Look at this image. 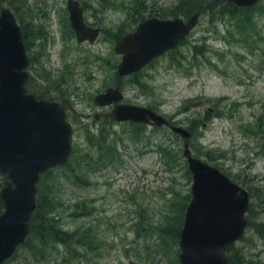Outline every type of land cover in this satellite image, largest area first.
I'll use <instances>...</instances> for the list:
<instances>
[{
	"label": "rangeland",
	"instance_id": "374dc122",
	"mask_svg": "<svg viewBox=\"0 0 264 264\" xmlns=\"http://www.w3.org/2000/svg\"><path fill=\"white\" fill-rule=\"evenodd\" d=\"M9 1H0V9L8 5L17 17ZM179 1L80 0L85 20L101 27L95 41L80 42L68 0H14L24 19L18 22L29 24L24 40L31 91L48 89L46 97L57 98L54 82L62 79L78 110L70 113L71 163L50 175L63 203L61 222L70 230L92 227L98 240L95 249L80 246L78 255L56 243L38 262L20 248L3 264H181V229L193 184L185 138L170 126L96 118L110 107L97 105L94 96L117 84L126 102L152 107L189 128L193 152L250 190L251 224L234 245L239 264H264V0L234 13L214 0L176 47L137 73L119 75L120 28L125 34L156 13L188 17L169 14ZM99 129L118 144L116 156L85 166L88 152L97 153ZM82 200L89 214L76 206Z\"/></svg>",
	"mask_w": 264,
	"mask_h": 264
},
{
	"label": "water",
	"instance_id": "95a60500",
	"mask_svg": "<svg viewBox=\"0 0 264 264\" xmlns=\"http://www.w3.org/2000/svg\"><path fill=\"white\" fill-rule=\"evenodd\" d=\"M250 6L261 0H228ZM70 20L78 41H95L100 26L85 20L80 0H68ZM201 10L189 17L151 16L121 36L115 48L122 54L118 74L128 75L155 57L174 48L197 25ZM31 59L20 23L8 5L0 9V171L5 175L0 195L5 208L0 214V264L10 258L28 238L37 208L42 173L62 165L73 152L74 123L70 102L37 97L29 91ZM120 84L94 96L99 106L114 104L106 115L153 126L169 119L146 105L125 102ZM99 117V114H97ZM171 127L184 138V155L192 172V197L181 229V264H235L227 250L246 232L251 206L250 190L232 179L219 166L196 155L189 142L192 131Z\"/></svg>",
	"mask_w": 264,
	"mask_h": 264
},
{
	"label": "trees",
	"instance_id": "16d2710c",
	"mask_svg": "<svg viewBox=\"0 0 264 264\" xmlns=\"http://www.w3.org/2000/svg\"><path fill=\"white\" fill-rule=\"evenodd\" d=\"M220 1L226 4L225 6L229 8L230 13H234L235 10L239 8L248 9V8H244L247 6H236L231 1L228 0H220ZM9 2L18 12L19 16L17 14V18L23 21L24 19L20 14V10L18 9V4L14 2V0H11ZM213 2L214 0H180L178 4L173 6L171 13L169 14L177 15L181 13L189 16L196 11H200V10L202 12L205 10L207 11V9L212 6ZM156 15L158 16L159 14L156 13ZM246 19H249V15L246 16ZM21 25L23 27L22 28L23 34H25V38H27L26 35L28 33V30H26L27 28L26 26L29 24L22 23ZM123 34H124L123 29L120 28V30L116 33V36L119 38ZM63 83L64 82L62 81V79H59L57 82H54V85L57 87V91H58L57 97L62 101L71 102L70 96L65 95V92L62 89L61 85ZM46 91H48V89L45 90L44 92ZM44 92L39 93V95L41 97H46V93ZM36 95L38 96V93ZM98 134L100 136L101 142L99 146L97 143V148H98L97 153L88 152L85 166L91 165L95 160L99 162L98 159H102V160H106L110 158L113 159L116 156L118 150L117 147L118 144L111 143L108 139H106V137H108V134L105 132V130L99 129ZM99 136L96 138V140L99 138ZM91 139L94 138L91 136L90 140ZM68 163L71 162L68 161L65 164L67 165ZM65 164L50 168L46 172L42 173L38 183V193L36 198L37 208L31 222V231L26 241L18 247V249L24 247L27 248V251L30 252L31 259H34L37 262L43 260L44 258L47 257L48 254L52 253V251L55 249L56 243L66 245L67 247H69L70 251L74 255H78L80 254V252H82L79 249L80 246H83L85 248L91 246L93 249H95L96 246L95 243L98 240L97 238H95L94 232L92 231V227H86L83 230H80L79 228L70 230L66 228L64 224L61 222L62 221L61 211L59 210V206L61 207L63 203L58 199L56 183L52 181L50 175H52L54 171L57 170L58 167H63ZM2 178H4V176L0 171V187L2 184L1 182ZM87 182L88 181H85V183ZM75 204L76 206H80V208H82L83 213L85 214L90 213L87 210L89 208V204L87 200H82L81 202H75ZM4 208L5 205L0 195V214L3 212ZM247 217L248 219L250 218L248 216V213H247ZM249 224H251V219H249ZM228 255L232 262H234L235 264L240 263V259L237 258V256L239 255H237V251L235 250L234 244L229 247ZM27 257H29L28 254L26 255V258Z\"/></svg>",
	"mask_w": 264,
	"mask_h": 264
},
{
	"label": "flooded vegetation",
	"instance_id": "af4514ba",
	"mask_svg": "<svg viewBox=\"0 0 264 264\" xmlns=\"http://www.w3.org/2000/svg\"><path fill=\"white\" fill-rule=\"evenodd\" d=\"M250 7V6H249ZM144 19H146V18H144ZM143 19V20H144ZM142 21V20H141ZM90 24V23H89ZM169 51V50H168ZM122 55V54H121ZM155 59V58H154ZM153 59V60H154ZM151 62V61H150ZM149 62V63H150ZM149 63H147V64H149ZM146 64V65H147ZM145 65V66H146ZM144 66V67H145ZM143 67V68H144ZM143 68H141V69H139V70H137V71H135V72H132V73H130V74H134V73H137L138 71H140V70H142ZM130 74H128V75H130ZM31 75H32V73H31ZM126 76V75H125ZM30 79H31V77H30ZM30 79L28 80V82H27V86H28V84H29V86H28V89H29V91H31V89H30ZM103 90H106V89H103ZM31 92H33V91H31ZM34 93V92H33ZM37 93H35V95H36ZM37 96V95H36ZM37 97H41L40 95H39V93H38V96ZM45 98H48V97H45ZM49 99H55V98H49ZM57 99H59L58 97H57ZM59 100H61V99H59ZM62 101V100H61ZM123 101H125L124 99H123ZM62 102H66V101H62ZM126 102V101H125ZM71 104H73L74 105V103L73 102H70ZM75 106V105H74ZM106 107H110V109L108 110V111H105V112H96V114H95V117L96 118H100V117H106V118H113L112 116H108V115H106V113L107 112H109V111H111L112 110V108L114 107V104H110V105H106ZM149 107V106H148ZM152 108V107H151ZM71 112H73V113H76L77 114V112H78V110H76V111H73V110H69V112H68V117H69V119H71L70 118V113ZM97 114H99V117L97 116ZM165 126H170L171 127V123L170 124H166Z\"/></svg>",
	"mask_w": 264,
	"mask_h": 264
},
{
	"label": "bare ground",
	"instance_id": "6f19581e",
	"mask_svg": "<svg viewBox=\"0 0 264 264\" xmlns=\"http://www.w3.org/2000/svg\"><path fill=\"white\" fill-rule=\"evenodd\" d=\"M12 257V256H11Z\"/></svg>",
	"mask_w": 264,
	"mask_h": 264
}]
</instances>
